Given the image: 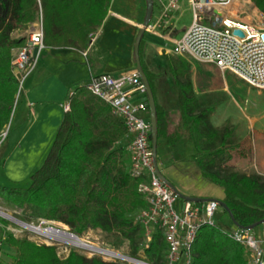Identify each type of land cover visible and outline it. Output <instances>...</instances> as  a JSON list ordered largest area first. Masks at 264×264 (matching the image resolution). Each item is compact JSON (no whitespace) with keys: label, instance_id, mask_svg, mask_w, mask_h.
<instances>
[{"label":"trees","instance_id":"1","mask_svg":"<svg viewBox=\"0 0 264 264\" xmlns=\"http://www.w3.org/2000/svg\"><path fill=\"white\" fill-rule=\"evenodd\" d=\"M264 15V0H252ZM111 0H0V136L8 125L17 95L11 73L13 50L24 40L12 38L42 17L43 42L50 48H87L105 19ZM138 59L154 99V80L144 64L143 41ZM173 78L178 90V108L186 130L195 135L196 165L203 178L223 189V214L234 228L247 229L264 220V176L229 170L233 130L215 129L209 119L211 107L201 106L189 78V64L175 60ZM155 104L156 149L160 140L174 145L177 130L168 133L163 109ZM69 110L55 134L42 165L31 175L27 189L0 185V198L18 208L38 211L41 219L60 223L78 238L98 234L105 241L126 245V256L147 264H165L166 247L159 231L145 244L143 229L135 215L145 206L137 192L139 180L131 174L127 132L122 119L86 90L74 89ZM259 227V226H258ZM256 227V228H258ZM254 228L252 231H254ZM229 230L216 225L199 229L191 248L189 264H249L244 247L229 238ZM1 239V237H0ZM1 246L13 250L6 264H127L104 260L69 249L58 254L56 246L30 240L26 235L5 237Z\"/></svg>","mask_w":264,"mask_h":264},{"label":"crops","instance_id":"2","mask_svg":"<svg viewBox=\"0 0 264 264\" xmlns=\"http://www.w3.org/2000/svg\"><path fill=\"white\" fill-rule=\"evenodd\" d=\"M154 6L156 12L154 13L152 10L148 25L153 24L160 17L161 7L157 0L153 1V8ZM183 10L190 12L186 0L180 1L178 10L174 11L166 24L158 29L159 35L144 31L141 39L143 41L144 64L155 77L154 99L164 111L168 123V133L172 134L177 130L180 136L174 145H167L165 140L159 142H163L165 146L171 148V155L173 152L175 153V147L181 146L184 142L189 145L194 144L197 149L196 153L190 156L192 163L189 160L179 162L175 158L174 165H167L158 158V171L185 198L222 201L223 189L203 178L196 165L195 157L198 147L195 135L190 134L185 126L189 124L190 119H184L178 108L179 95L173 71L180 65L175 60L182 58L189 64L190 83L198 100V86L211 89L222 88L223 78L215 73L214 69L210 67L211 65L197 64L196 67L188 59L189 57L175 56L170 52V41L179 39L191 23V20L187 25L179 22ZM145 13V0H111L105 19L93 34L87 48L83 50L44 48L35 70L25 81L20 93H23V101L15 123V136L6 142L7 137L0 144L1 186L21 189L29 187L31 175L42 165L47 156L65 113L63 107L68 103L74 89L85 85L93 76L119 75L135 69L133 47L138 31L144 22ZM36 28L37 21L25 29L16 30L12 34V38L24 40ZM171 108H176L178 111L176 126L172 129H170L168 121ZM211 108L213 109L209 119L211 125L215 129H222L223 126L218 124L214 115V108ZM147 119L150 123L149 112ZM256 126L260 128H257L255 133L252 131L253 129L251 130L255 137L251 156L253 162H251L255 172L260 169L257 174L264 176V129L261 128V123ZM247 135L245 129L237 128L233 131L235 140L244 141ZM181 148L184 149L182 146ZM233 159L232 153L230 161ZM247 165L248 163L243 164L238 161L240 170L247 168ZM215 188H220L221 197L218 196ZM182 201L187 200L181 199ZM260 228L261 226L253 232L257 234Z\"/></svg>","mask_w":264,"mask_h":264},{"label":"built area","instance_id":"3","mask_svg":"<svg viewBox=\"0 0 264 264\" xmlns=\"http://www.w3.org/2000/svg\"><path fill=\"white\" fill-rule=\"evenodd\" d=\"M180 1L157 0L161 7L160 17L145 31L157 35L158 29L178 10ZM186 2L192 14L191 23L179 39L168 40L170 52L213 65L251 89L264 90V23L255 27L243 20L233 6L234 0ZM235 31H239L242 37L235 35ZM44 48L42 17L39 15L36 30L13 50L11 73L17 84L16 99L35 70ZM85 86L90 94L110 107L115 117L122 119L126 128L131 174L139 180L137 192L145 202L134 219L143 229L145 244L148 245L153 234L159 231L166 247L165 264H189L199 229L215 225L213 218L219 204L214 200L181 202L175 192L159 179V161L153 155L151 126L147 119L146 90L135 69L119 75L90 77ZM63 110H69L68 103ZM260 226L257 234L237 227L229 232V238L246 250L249 264H264V224ZM1 240L0 247L5 236ZM105 252L111 256L116 254ZM131 260L124 262L147 264Z\"/></svg>","mask_w":264,"mask_h":264},{"label":"rangeland","instance_id":"4","mask_svg":"<svg viewBox=\"0 0 264 264\" xmlns=\"http://www.w3.org/2000/svg\"><path fill=\"white\" fill-rule=\"evenodd\" d=\"M154 1V0H153ZM234 8L240 13L242 19L248 22L250 25L255 27L261 26L264 23V15L259 12L256 8L252 0H234ZM153 12H156V8L154 6ZM192 19L191 12L187 10H183L181 16L179 18V22L181 24L187 25ZM192 64L196 67L199 65H204L205 63H197L194 60L188 58ZM210 66V64H207ZM216 74H219L223 78V86L222 88L214 89L209 87H199L198 86V97L201 106L203 107H213L214 115L218 121V124L223 127H228L233 131L237 128L241 130H246L248 135L246 136V140H232V145L235 147L233 151V161H230L226 167L229 170L233 171H242L245 174H253L260 172L257 169L255 172V168L253 166V158L252 156V144L254 142L255 137H253L251 130H257L256 125L261 123V128L264 129V90H256L251 89L242 82L238 81L236 77L231 75L230 73L223 74L213 65H211ZM23 93L19 94L11 113V118L8 125L5 127L4 132L0 136V144L8 137L6 142L10 141L15 136V123L17 121L18 115L20 113L22 101H23ZM178 115V111L176 108L169 109V127L170 129L176 126V117ZM243 128V129H242ZM5 135V136H4ZM2 138V140H1ZM194 143V142H193ZM264 144V143H263ZM181 146L184 148L182 149ZM181 146L175 147V153L171 155V148L165 146L163 142H159V145L156 149V157L159 158L163 163L167 165H174L176 159L179 162H183L186 160L191 161L192 163V154H195L197 149L194 144L189 145L184 142ZM172 156L174 157L172 159ZM189 156V157H188ZM176 158V159H175ZM239 163H248L247 168H238ZM252 161V162H251ZM188 163V162H186ZM188 165V164H187ZM246 166V165H245ZM191 182V181H190ZM216 193L219 197H221L220 188H215ZM1 199V198H0ZM5 201L0 200V210L8 215L9 217L20 221L29 226H33L35 228H39L42 231H46L49 229H55L58 231H63L68 234H73L70 232L68 227L52 222L45 221L41 219L38 211L34 210L31 207H23L18 208L14 205L4 203ZM214 224L220 229L233 231L234 228L231 226V222L227 217L223 214V209L219 208L214 215L213 218ZM9 234H12L16 238H22L25 235L30 239L40 243H44L46 245L56 246L58 249V254L64 255L66 251L69 249H76L87 256L97 255L104 260H116L123 263H126L121 260H117L111 257H106L104 255L95 253L88 250L87 248L72 246L67 243H62L55 241L52 237H45L39 234H36L29 229L21 227L18 223H15L12 220H9L0 215V237H7ZM74 235V234H73ZM76 236V235H75ZM80 239V238H79ZM0 241H2L0 239ZM81 243L88 245L89 247L110 251L119 255L126 256L127 248L124 244H119L117 241H112L111 244L108 241H105L98 234H92L87 239H80ZM87 249V250H86ZM13 253V250L6 248L5 246L0 247V264H6L8 261V257ZM131 264V263H129Z\"/></svg>","mask_w":264,"mask_h":264},{"label":"water","instance_id":"5","mask_svg":"<svg viewBox=\"0 0 264 264\" xmlns=\"http://www.w3.org/2000/svg\"><path fill=\"white\" fill-rule=\"evenodd\" d=\"M146 2V13H145V18H144V22L142 24V27L139 29L138 31V34L136 36V39H135V43H134V47H133V56H134V62H135V70L137 71L144 87H145V90H146V95H147V106H148V109H149V115H150V126H151V142H152V149H153V155H154V158L156 156V118H155V104H154V99H153V96H152V93L150 91V88H149V85H148V82H147V79L141 69V66H140V62H139V59H138V48H139V43L142 39V35L145 31V29L147 28L149 22H150V18H151V14H152V10H153V0H145ZM235 35L239 36V37H242V34L239 32V31H235L234 32ZM264 38V37H263ZM157 175L159 177V179L170 189H172L175 194L180 198V199H184V200H187L189 202H199V201H202L200 199H190V198H185L183 197L182 195H180L165 179L164 177L159 173V171H157ZM220 208H222L223 210H225L227 212V214L229 215L232 223L234 224L233 222V219L226 207V205L222 202V201H216ZM19 223V222H18ZM21 223V222H20ZM264 224V220L260 221L259 223L255 224V225H252L250 227L247 228V230H253L254 228L260 226ZM21 227H24L22 226V224H19ZM69 236H72L74 239L80 241V239L73 235V234H68ZM102 252H105V251H102ZM110 255V254H109ZM107 257H111V258H115L117 260H121V261H132L131 259L123 256V255H119V254H115L113 256H107Z\"/></svg>","mask_w":264,"mask_h":264},{"label":"bare ground","instance_id":"6","mask_svg":"<svg viewBox=\"0 0 264 264\" xmlns=\"http://www.w3.org/2000/svg\"><path fill=\"white\" fill-rule=\"evenodd\" d=\"M0 215L5 217V218H7V219H9V220L14 221L15 223L19 222L18 224H22V226H24V228L29 229L30 231H32V232H34L36 234H39V235H42V236H45V237H48V238L52 237L55 241L62 242V243H67V244H70L72 246L87 248L88 250L90 249V251H92V252L104 255L106 257L107 256H111V254L109 255V253H107V252H102V250L95 249V248L89 247L86 244L81 243V241H78V240L74 239L72 236H69L68 233H66V232L58 231V230H55V229H49V230H46V231H42L39 228H35L33 226H29V225L24 224L22 222L20 223V221H17L15 219L9 217L5 213H3L1 210H0Z\"/></svg>","mask_w":264,"mask_h":264}]
</instances>
